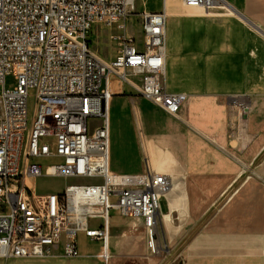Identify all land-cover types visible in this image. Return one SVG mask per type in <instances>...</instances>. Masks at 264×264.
<instances>
[{"label":"built area","instance_id":"built-area-1","mask_svg":"<svg viewBox=\"0 0 264 264\" xmlns=\"http://www.w3.org/2000/svg\"><path fill=\"white\" fill-rule=\"evenodd\" d=\"M180 1L204 12L226 6L224 0ZM134 13V0H0L1 260L78 258L84 237L101 242L98 257L107 261L112 211L141 221L147 246L156 251L159 202L170 179L148 168L110 171L108 104L119 83L178 114L186 95L164 84L166 13L139 12L141 42L124 34L107 64L89 43L95 23L124 32ZM7 74L14 75L12 89L4 87ZM46 176L76 182L39 193L35 182Z\"/></svg>","mask_w":264,"mask_h":264},{"label":"crops","instance_id":"crops-1","mask_svg":"<svg viewBox=\"0 0 264 264\" xmlns=\"http://www.w3.org/2000/svg\"><path fill=\"white\" fill-rule=\"evenodd\" d=\"M224 1L215 15L180 0L142 2L140 12L166 13L164 84L186 95L176 116L126 84L108 104L110 171L148 168L170 179L160 253L148 248L141 221L112 211L107 261L101 242L81 237L78 258L0 264H264V33L243 19L264 31V0Z\"/></svg>","mask_w":264,"mask_h":264},{"label":"rangeland","instance_id":"rangeland-1","mask_svg":"<svg viewBox=\"0 0 264 264\" xmlns=\"http://www.w3.org/2000/svg\"><path fill=\"white\" fill-rule=\"evenodd\" d=\"M135 1V9L136 13L131 15L128 18V21L125 24V31L119 30L114 25L111 27H100V23H95L90 35H89V43H90V51L91 53L101 62L107 64L109 63L117 54L119 48H120V42L119 39L122 38V36L125 34L126 37H131L133 41L141 42L142 40V33L139 23V12L142 9V2L144 0H134ZM144 5H147L145 2ZM220 8L216 9L217 11H222ZM135 84L138 83L137 80H133ZM16 85V81L13 74H7L4 77V87L6 89H12ZM34 109V97L30 96L28 98V111L29 115L31 116V113ZM1 114V110H0ZM76 180L74 179H67V178H56V177H39L37 178L35 182V187L37 192L39 193H48L52 191H59L61 190L65 185L69 183H74ZM161 210L164 208V201H161L160 203ZM117 216L121 218H127L122 217L117 212H114ZM112 231V229H111ZM110 231V234H111ZM157 241L160 240V232L157 231ZM156 241V252L160 253L161 248L159 244H157ZM110 255V253H109ZM53 264H89L88 260H81V259H74V260H59Z\"/></svg>","mask_w":264,"mask_h":264},{"label":"bare ground","instance_id":"bare-ground-1","mask_svg":"<svg viewBox=\"0 0 264 264\" xmlns=\"http://www.w3.org/2000/svg\"><path fill=\"white\" fill-rule=\"evenodd\" d=\"M220 8H225L226 10H227V8H226V6H221V7H218V9H220ZM204 12V11H203ZM206 15H215L216 14V12L215 11H212V9H209L207 12L205 11L204 12Z\"/></svg>","mask_w":264,"mask_h":264},{"label":"water","instance_id":"water-1","mask_svg":"<svg viewBox=\"0 0 264 264\" xmlns=\"http://www.w3.org/2000/svg\"><path fill=\"white\" fill-rule=\"evenodd\" d=\"M243 19L248 22L249 24L253 25L257 30H259L261 33H264V31L260 30L257 26H255L253 23H251L248 19L244 18Z\"/></svg>","mask_w":264,"mask_h":264}]
</instances>
